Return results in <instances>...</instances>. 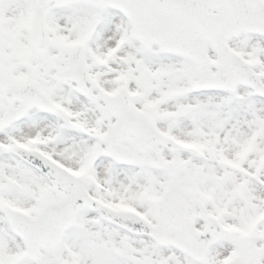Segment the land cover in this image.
<instances>
[{
  "label": "snow or ice",
  "instance_id": "1",
  "mask_svg": "<svg viewBox=\"0 0 264 264\" xmlns=\"http://www.w3.org/2000/svg\"><path fill=\"white\" fill-rule=\"evenodd\" d=\"M0 264H264V0H0Z\"/></svg>",
  "mask_w": 264,
  "mask_h": 264
}]
</instances>
